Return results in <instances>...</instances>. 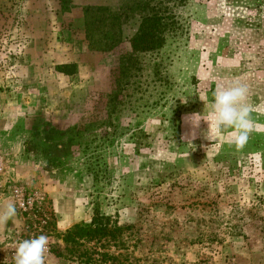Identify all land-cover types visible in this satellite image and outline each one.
<instances>
[{"label": "rangeland", "instance_id": "1", "mask_svg": "<svg viewBox=\"0 0 264 264\" xmlns=\"http://www.w3.org/2000/svg\"><path fill=\"white\" fill-rule=\"evenodd\" d=\"M130 2L0 0V211L17 208L0 262L43 234L45 264H85L58 256V233L97 210L123 230L92 264H264V17L251 0H185L151 51L131 49L138 14L87 28L86 7ZM236 81L248 142L207 140L205 121L182 140V117L207 119Z\"/></svg>", "mask_w": 264, "mask_h": 264}, {"label": "trees", "instance_id": "2", "mask_svg": "<svg viewBox=\"0 0 264 264\" xmlns=\"http://www.w3.org/2000/svg\"><path fill=\"white\" fill-rule=\"evenodd\" d=\"M251 1L252 9L256 11V15L264 17V0ZM184 2L185 0H131L117 14L112 13L107 7L89 6L85 9L86 25L87 28L90 26L99 28V24L108 26L106 21L112 25H117L121 17H127L131 13L138 14L140 22L136 33L130 39L131 49L133 51H151L163 45L165 30L173 20V8L182 5ZM117 33L118 35L121 33L119 27ZM110 46L112 47L113 44L108 47ZM122 230L123 228L118 226L110 215L95 210L89 222L75 223L58 233L64 244L63 251L59 252L58 256L92 264L96 260V255L103 258L108 256L104 252L96 251L99 248L96 244L103 240L109 241L111 238H117Z\"/></svg>", "mask_w": 264, "mask_h": 264}, {"label": "clouds", "instance_id": "3", "mask_svg": "<svg viewBox=\"0 0 264 264\" xmlns=\"http://www.w3.org/2000/svg\"><path fill=\"white\" fill-rule=\"evenodd\" d=\"M249 88L239 81L228 86L218 87L213 93L210 111L206 119L203 113L194 112L182 117L187 132L182 137L187 143H192L201 134V122L208 123L204 138L212 141V137L225 130H231L230 143L237 149L242 148L255 130L251 118V110L247 103ZM195 146V145H194ZM17 213L16 204L9 202L0 211V223L6 222ZM48 237L38 235L22 239L13 244L12 264H45L48 252ZM0 264H4L0 262Z\"/></svg>", "mask_w": 264, "mask_h": 264}]
</instances>
